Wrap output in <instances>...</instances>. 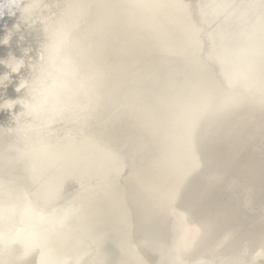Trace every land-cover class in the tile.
<instances>
[{"label":"rangeland","instance_id":"1","mask_svg":"<svg viewBox=\"0 0 264 264\" xmlns=\"http://www.w3.org/2000/svg\"><path fill=\"white\" fill-rule=\"evenodd\" d=\"M53 2L33 57L39 60L45 44L59 49L71 87L31 124L0 109V134L27 140L20 131L59 132L85 127L80 123L87 120L90 131L107 125L110 143L129 147L116 154L99 133L82 136L88 164L74 168H62L56 155L41 151L28 163L37 178L25 184L34 187L27 193L36 202L53 199L55 207L79 193H65L72 184H54L90 183L106 209L86 205L83 211L99 232L108 227L111 208L120 216L135 212L146 216L147 232L161 234L162 244H186L191 258L221 259L230 234L264 216V0ZM29 36L25 31L23 38ZM244 40L257 46L240 52ZM141 100L160 101L158 114L138 106ZM0 166V178L18 188L21 183L5 172L12 165ZM96 186L101 191H92ZM129 231L125 242L114 239L122 254L139 247L146 234L141 224ZM97 249L106 256V246ZM152 250L144 260L125 257V264L170 260L168 254L156 259Z\"/></svg>","mask_w":264,"mask_h":264},{"label":"bare ground","instance_id":"2","mask_svg":"<svg viewBox=\"0 0 264 264\" xmlns=\"http://www.w3.org/2000/svg\"><path fill=\"white\" fill-rule=\"evenodd\" d=\"M256 46V43H249L244 40L242 41L241 47L238 51L242 52L246 50H252ZM91 49L93 53L102 51H96L97 49L95 48ZM231 52H236L233 50V47ZM9 54L10 58L7 59L10 60L11 58H17V56L14 54V51H8L7 55L9 56ZM199 59L204 61L201 57H199ZM126 104L127 103H122L121 105ZM138 106L145 108V110L150 114H158L162 105L158 100H141V102L138 103ZM80 124L84 125L85 127L80 126L77 128H72L74 125L73 124L71 128L69 126L65 130H61L59 132L55 130L52 133L44 132L38 135L31 133L30 129L28 130V133H25L23 130L20 131L19 134H21L23 138H27V140L12 141L8 139L7 136H2L0 134V161L9 162L11 165L18 164L22 168L21 171L18 165V170H16L14 166H11V168L5 171L15 177L17 182L21 183V185L18 187L19 189L25 190L26 192L28 190L34 189V187L30 185H25L32 179L37 178L35 174H32V177L28 173L29 170L32 169L30 168L31 165L28 163L37 162V155L41 151H47V155L49 157L56 155V163L62 168H74L75 166L82 167L88 164V162L84 160L87 158L88 142L82 136L95 137L96 133H99V137L105 138V144L109 148L112 147L116 154L129 147L126 144L117 147L113 143H110L113 142V133H111L112 128L107 125H101L103 129L99 128L100 131H90L89 129L91 127L87 128V120H83ZM106 130H110L111 132ZM82 143L84 145H82ZM50 180L53 182L52 175ZM67 184H72L73 188L66 189L65 193L72 194L70 191L74 190V194L79 193V197L76 198V200L70 198L65 199L63 200V203L72 200L80 205V215L82 216V220H78L66 233L58 237L55 242L62 251L69 252L71 254L86 253L84 264H107L106 259H110L111 256L109 255L108 245H106V242H103V240L109 241L111 246L115 247L116 249L118 248L122 252V248L115 245L117 242H115L114 239H117L122 243L125 242L123 239H128V237L133 233L129 231V228H136L138 224L144 225L146 234L141 235L139 247H134L131 250L125 251L123 253L124 257L144 260L143 256H148L151 249H153L152 254L154 253V257L158 260L167 254L170 255V260L176 255H179L182 256L183 259L188 262V264H191V261L198 257L196 254H194L191 258L188 245L186 251L185 244L182 243L168 245L162 244L161 234L153 236L147 232L149 222L146 221V216L143 214L129 212L121 215L118 220L111 217L109 219L108 227L105 230L99 232L95 219L92 218L88 212L83 211L84 206L90 205L84 202V198H88V196H85L87 193H89L88 195L91 194V184L82 183V181H78L76 183L64 182L62 184H54V188L56 187L57 189L59 186H67ZM92 189L94 192L101 191L100 186H96ZM102 189H105V187L102 186ZM138 220L142 221L137 222ZM90 226L92 227V231H94L92 234H89L87 231ZM233 232L230 234L226 242H224L223 249L221 250L220 254L221 259H211L220 261L214 262V264H264V216L261 219H258V221L253 223L251 226L249 225V227L239 229L234 233ZM119 245L122 247L124 244ZM97 246H106L107 249L105 251V257L102 255V252L97 249ZM170 260L166 264H169ZM26 261L24 264H26Z\"/></svg>","mask_w":264,"mask_h":264},{"label":"clouds","instance_id":"3","mask_svg":"<svg viewBox=\"0 0 264 264\" xmlns=\"http://www.w3.org/2000/svg\"><path fill=\"white\" fill-rule=\"evenodd\" d=\"M13 7L21 12L22 21L30 25L39 22L44 28L52 5L48 0H0V16H3L5 8L11 13ZM0 63H5L11 72H19L25 61L11 58ZM31 68V79H22L17 86V91L26 89V96L0 103V109L9 110L20 104L22 111L16 115L23 113V119L29 124L71 87L70 77L64 69L63 53L50 44L44 45L39 60ZM8 79L9 73L0 75V85H4ZM52 201L46 199L37 203L25 190L0 181V264H24L34 253L36 264H84L86 253L62 251L55 242L71 228L73 219L77 222L80 205L69 200L52 207ZM169 264L188 262L176 255ZM191 264H214V261L201 256Z\"/></svg>","mask_w":264,"mask_h":264},{"label":"water","instance_id":"4","mask_svg":"<svg viewBox=\"0 0 264 264\" xmlns=\"http://www.w3.org/2000/svg\"><path fill=\"white\" fill-rule=\"evenodd\" d=\"M48 3L52 5V7L49 9V14L52 16L53 14L52 8L54 2L52 0H48ZM53 9L55 10L56 8ZM0 25H1L0 29H2V31L0 30V61H5L7 58H10V54L9 56H7L5 53L7 49L14 51V54L17 56V59L22 58L25 61L24 66L17 73L11 72V69L5 63H0V75L4 73H9V79L5 81L4 85H0V101L3 102L5 100L6 101L11 100V98L13 97H17L18 80L28 79L29 72L33 73L31 65L34 64L33 62H36L33 56L35 55L36 48H38L39 43L42 39L39 37V35H44L43 34L44 31L42 30V25L39 22L34 25H30L22 21L21 14L19 13V9L15 7H13L11 13L9 12L8 8L4 9L3 16H0ZM25 31H27L30 35L28 39L23 38ZM39 50L41 52L42 48L39 47ZM15 109L16 108L12 109L14 112V117L17 113L22 111V109L20 110H15ZM3 113H5V110H3L1 114ZM19 116L22 118L21 121L24 120L23 113H21V115ZM17 165L15 164L12 166H14L16 170H18L19 167V169L22 171V168L19 165L17 167ZM2 168L3 167L0 166V170ZM0 181H3L10 185H15L14 182L6 179L0 178ZM93 195L94 194H90L88 196L89 198H84V202L86 204H90L89 206L92 207L96 206L102 210H105L106 206L104 203L105 201L104 197L101 194H97V196L94 195V197ZM107 212L110 213L113 216V218L116 220L120 218V214L111 213L112 208ZM81 218L82 216L80 215L78 220L79 221L82 220ZM70 223H73L74 225L75 220L73 219ZM87 231L89 232V234H92L94 232L92 231L91 226L87 229ZM103 242H106V245H108L109 255L111 256L115 264H125V261L127 262L121 250L117 248L119 250L118 251L115 247L111 246L110 242L107 240H103ZM185 250L187 251L186 244H185ZM26 264H36L35 253L30 258L27 259Z\"/></svg>","mask_w":264,"mask_h":264}]
</instances>
